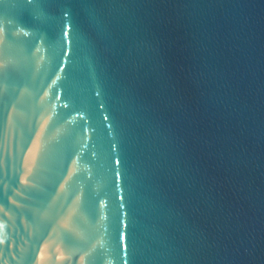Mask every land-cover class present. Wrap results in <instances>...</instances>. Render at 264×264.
<instances>
[{"label": "water", "instance_id": "obj_1", "mask_svg": "<svg viewBox=\"0 0 264 264\" xmlns=\"http://www.w3.org/2000/svg\"><path fill=\"white\" fill-rule=\"evenodd\" d=\"M0 264H264V0H0Z\"/></svg>", "mask_w": 264, "mask_h": 264}]
</instances>
